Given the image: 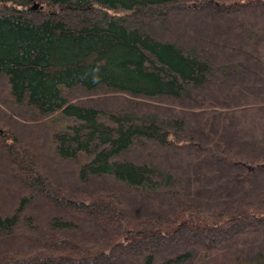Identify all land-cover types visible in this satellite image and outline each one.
Here are the masks:
<instances>
[{
    "label": "trees",
    "instance_id": "16d2710c",
    "mask_svg": "<svg viewBox=\"0 0 264 264\" xmlns=\"http://www.w3.org/2000/svg\"><path fill=\"white\" fill-rule=\"evenodd\" d=\"M0 264H264V0H0Z\"/></svg>",
    "mask_w": 264,
    "mask_h": 264
},
{
    "label": "rangeland",
    "instance_id": "374dc122",
    "mask_svg": "<svg viewBox=\"0 0 264 264\" xmlns=\"http://www.w3.org/2000/svg\"><path fill=\"white\" fill-rule=\"evenodd\" d=\"M177 15H179V14L178 13H171L169 15L168 24L166 26H169L170 28L169 29L164 28L163 30H160L158 32L157 36H159L162 39L163 38L164 39L169 38L168 40L177 43L181 47H184L186 49L188 48V50L191 48H194V47L198 48L197 46H200V44H197V42H198L197 37L196 38H185V36H184L186 31H188L187 28H188L190 21H193L192 17L195 16L196 14H194V15H191V14L187 15L186 14L187 17L184 15H182V16L179 15V18L182 20L181 23L175 22V20L177 19ZM151 19H153V18L148 17L149 21ZM228 20H230V21H228ZM156 26H159V23L150 22V28L151 29H153V30L157 29V28H155ZM197 29L203 30V32L196 34L199 37H201V35H203V38L206 36L207 37L209 36V38L214 39L216 37V38H221V40L224 42H230V41L232 42L233 38H235L237 36V34L239 33L237 31V28L231 22V18L223 17V16H217V15H212L210 18L207 17L206 19L202 20L198 24ZM228 38H230V39H228ZM215 87L217 88V85H215ZM221 87H222V85L220 84L219 88L221 89ZM214 91H216V90H214ZM221 91H222V94L228 96V94H229L228 89L223 87L221 89ZM104 98H106V97H104ZM83 100H84V98H83ZM126 106L129 107V105H127L125 102H122V101L116 102L115 99L112 101L105 102V103H103L102 99H101V102H100V107H103L104 109L126 108ZM138 199H141L142 202H145V203H147V201H150V200L143 201L144 199H142L140 197Z\"/></svg>",
    "mask_w": 264,
    "mask_h": 264
},
{
    "label": "water",
    "instance_id": "95a60500",
    "mask_svg": "<svg viewBox=\"0 0 264 264\" xmlns=\"http://www.w3.org/2000/svg\"><path fill=\"white\" fill-rule=\"evenodd\" d=\"M36 7H38V4H36Z\"/></svg>",
    "mask_w": 264,
    "mask_h": 264
}]
</instances>
